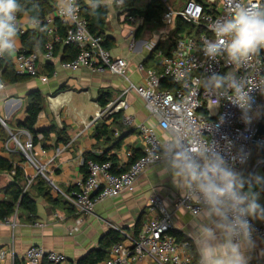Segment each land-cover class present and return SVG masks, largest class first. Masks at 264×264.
Segmentation results:
<instances>
[{"label":"crops","instance_id":"obj_1","mask_svg":"<svg viewBox=\"0 0 264 264\" xmlns=\"http://www.w3.org/2000/svg\"><path fill=\"white\" fill-rule=\"evenodd\" d=\"M108 8L106 31V38L109 41L108 50L113 57L127 60L129 64L127 78L136 85H142L146 74L138 71L137 66L143 64L146 68L160 70L159 59L156 56L151 57L153 45L159 44L163 50H166L171 39L175 38L178 33L175 28L167 29L163 24L161 27H156L145 22L143 17L140 18L139 13L131 12L130 9ZM20 17L25 25L32 20L27 12ZM130 17L138 19L132 21ZM17 40L16 50H23L21 37H17ZM36 51L41 53L38 62L39 71L46 73L52 69L57 76L51 77L48 83H42L37 78L14 81L9 75H3L6 88L0 92V117L6 123L5 130L9 137L3 140L0 136V158L12 162L15 167H20L26 179L34 174L35 170L27 162L25 156L14 150L11 138L14 134L23 142L27 139L25 133L27 130L20 127V123L27 118L30 95L40 92L46 101L34 127L38 139L34 151L42 162L52 160L48 175L57 190L46 182L50 188V196L53 199L58 198L59 203L54 205L49 199L39 195L34 187L30 188V195L36 202L34 222H42L45 226L43 228L34 227L33 222L28 220V216L18 211L15 236L16 254L21 256L29 247L40 245L47 250L65 254L68 258L65 264H77L88 254L89 250L100 247V241L111 229L118 230L125 236L123 242L126 243V237H136L143 222L150 218L146 206L153 195H159L164 200L172 213V231L182 235L184 237L182 241L189 242V249L196 254L195 245L188 235L192 231L190 228L192 216L185 208L175 207V203L182 196L180 190L174 185L171 175L162 171L163 165L161 164L146 170L138 178L133 191H125L118 197L108 198L96 204L93 212L83 217L79 231L71 233L70 230L75 226L77 217L65 195L77 190L79 182L86 178L85 170L82 168L86 153L90 152L98 156L115 155L118 162L116 168H121L122 171L126 168L125 166H128V163L124 164L127 161V153L132 154L136 159L144 153L143 141L137 129L139 124L144 123L154 127L163 141L169 137L167 133L158 128L156 120L146 110L142 97L134 91L123 95L128 87V81L124 77L109 72L93 73L86 67L77 71L65 70L61 66L66 56L63 45L57 50L55 60L51 62L44 59L43 50L37 49ZM14 55L15 52L9 55L12 66ZM103 91L110 92L114 100L121 98L123 101L119 111L114 113L118 126L112 127L115 133L111 139H98L94 133L97 122L106 120V124L110 125L114 120L112 115L98 120L94 125H88L97 113L104 109L98 102L99 94ZM21 99L26 101L25 104ZM127 119H132L133 123L126 125L125 120ZM53 126L56 127V131L44 137L43 132ZM63 128L66 129V136L69 137L67 143L58 142L57 131ZM116 140L120 142V147L113 149ZM7 143H9L10 150ZM263 157L264 153L257 148L250 162L238 170L245 175L254 172L264 176V168L258 165V161ZM86 169L88 171L87 166ZM14 174L15 170L0 173V201L6 198L3 188L13 181ZM256 191L260 192L259 202L264 205V190L257 188ZM139 220L140 224L137 226ZM260 221L255 219L257 223ZM10 240L11 230L0 226V248L8 245ZM254 241L255 247L248 253L251 257L250 264H264V237L256 238ZM102 263L104 261L100 264ZM0 264L13 263L7 259L0 261ZM16 264L22 263L17 261ZM142 264L153 263L145 259Z\"/></svg>","mask_w":264,"mask_h":264},{"label":"built area","instance_id":"obj_2","mask_svg":"<svg viewBox=\"0 0 264 264\" xmlns=\"http://www.w3.org/2000/svg\"><path fill=\"white\" fill-rule=\"evenodd\" d=\"M39 1V0H31ZM216 10V14L205 12L202 3L195 0H188L181 11H176L170 6H166V11L162 16V24L167 29H176V18L188 24H203L205 31L199 36L195 34L181 33L175 39V45L170 53L158 50L156 57L160 61L162 71L159 73L154 68H146L139 64L137 70L146 74L144 84L136 85L127 78L129 64L125 58H115L110 51L103 46V39L93 35L88 29L87 20L81 15V0L77 16L74 21H69L60 14L58 0H53V12L44 19L37 21L30 20L27 25L23 24L18 14V37L28 31L34 30L46 33L47 42L44 45L42 56L48 62L55 60V46L73 45L79 52L70 61L61 63L62 68L68 71H77L82 67L88 68L91 72L122 76L128 81V87L123 95L134 91L142 97L145 108L163 132L175 123H181L185 118L189 119L197 127H206L208 123L216 124L220 119L224 123L220 126L219 134L226 135L232 142L231 151L233 153L240 149L246 154L244 164L236 163V168H243L247 165L257 148H262L264 153V135H257V126L261 111L264 108V94L258 90H253L254 104L252 106L253 118L250 124H246L242 119V112L239 108L224 100L215 112H210L216 101L207 97L203 88L193 91V88L200 84V79L210 75L212 72L223 74L225 71H235L220 60L219 63L210 61L204 56L202 49L206 39H211V25L214 21L226 17L233 10L239 0H204ZM249 3H258L261 0H248ZM132 21L138 18L130 17ZM141 18V17H140ZM60 20L65 26L64 38L55 33V22ZM156 44L153 45L154 49ZM6 55L0 56V61L5 60ZM41 53L33 51L26 53L23 50H16L13 59V70L18 76L37 78L42 83H48L50 76L40 72L38 62ZM187 70L191 74V79H181L180 72ZM54 72L52 77H56ZM167 78L173 84V91L162 88V79ZM200 78V79H198ZM249 79L255 83L264 80V49L259 53L256 61V68L249 73ZM6 83L0 68V92L4 91ZM123 101L110 102L103 110L91 120L88 125H94L102 118H108L121 108ZM2 125L5 121L0 117ZM132 119L125 120L126 125H131ZM140 137L144 145V153L137 160L128 166L127 170L120 172L112 171V163L96 162L90 160L87 163L88 176L79 182V188L70 194L65 195L69 206L72 207L76 218L75 226L71 228V233L78 232L83 222V217L93 212L96 204L108 199L120 196L125 191H133L138 178L149 168L153 167V160L157 154V146L163 143L157 130L144 123L137 126ZM27 139L23 142L17 136H12L14 150L21 152L27 162L34 168V174L28 176L23 187V192L30 190L37 177L44 178L54 190H57L49 178V166L52 160L42 162L35 153V142L28 131H25ZM208 134L207 132L205 133ZM219 134L215 139H219ZM223 144V141H221ZM7 147L10 150L9 143ZM45 153V152H44ZM132 154L127 153V161ZM258 165L264 168V157L258 161ZM124 166V165H123ZM190 202L180 197L175 203L176 208H187ZM147 213L150 218L143 222L142 228L136 237L127 236L126 243L120 242L112 245L110 255L102 264H142L143 260H148L153 264H198V259L194 252L189 249V242L178 240L172 232V213L159 195H153L147 206ZM16 211L12 216L0 219V226L8 227L11 230V240L6 246L0 248V261L10 259L13 264L20 261L22 264H65L68 258L65 254L47 250L43 246L33 245L26 252L18 256L15 251V236L17 230ZM254 227L253 237H264V220L260 223L251 220ZM36 228L45 226L42 222H33Z\"/></svg>","mask_w":264,"mask_h":264},{"label":"clouds","instance_id":"obj_3","mask_svg":"<svg viewBox=\"0 0 264 264\" xmlns=\"http://www.w3.org/2000/svg\"><path fill=\"white\" fill-rule=\"evenodd\" d=\"M90 12L102 7H122L124 0H85ZM60 14L74 21L78 0H58ZM20 0H0V56L11 55L17 48L18 14L23 11ZM37 21L38 17H32ZM213 37L202 46L205 57L229 69L224 74L212 72L200 79L193 88H203L207 97L216 101L210 112H215L224 100L239 108L246 124L252 122L253 90L264 94V80L253 83L249 73L256 68L259 53L264 49V0L249 3L239 0L231 13L211 25ZM181 79H191L187 70ZM220 119L216 124L197 127L187 118L167 129L169 139L157 146L154 166L163 165L170 174L181 196L190 202L186 210L192 216L188 233L195 245L198 264H250L249 251L255 247L251 220H264V205L259 202L264 190V176L245 175L236 168L244 164L243 149L233 153V142L219 134ZM208 133L207 135L205 133ZM219 134V139L215 135ZM223 141V144H221Z\"/></svg>","mask_w":264,"mask_h":264},{"label":"trees","instance_id":"obj_4","mask_svg":"<svg viewBox=\"0 0 264 264\" xmlns=\"http://www.w3.org/2000/svg\"><path fill=\"white\" fill-rule=\"evenodd\" d=\"M188 1V0H187ZM203 4L205 12L216 14V10L207 4L204 0H195ZM20 3L23 7V11L19 13V16L22 15L24 12H27L31 18L38 17V19H44L47 15L51 14L54 10L53 8V0H39V1H31V0H20ZM81 15L87 20L88 29L89 31L95 35L100 36L103 39V46L108 49L109 41L106 38V31H107V19L109 15V8H100L97 13L92 14L85 3V0H81ZM166 11V5L161 0H149L143 10H139L142 17L144 18L145 22L151 23L154 26L158 27L162 25V16ZM176 32L184 31V25H187L188 30L184 31L183 33L187 34H195L199 36L201 33L205 31V27L203 24L195 25V24H188L181 20L179 17L176 18ZM55 33L59 35L61 38H64L65 35V26L62 24L60 20L55 22ZM48 35L43 32L39 31H28L24 35L21 36L22 44H23V51L26 53H30L36 51L37 49L43 50L45 43L47 42ZM175 39H171L170 45H168L166 50H163L161 46L158 44L153 49V54L151 57L156 55L158 50L164 51L165 54L170 53L172 48L175 45ZM62 43L56 44L55 46V54L57 50L60 49ZM63 50L66 52V56L64 57L65 61L73 60L79 50L73 45H63ZM0 68L2 70L3 75H9L11 79L14 81H24L26 78H30L27 76H18L14 73L13 66L11 65L9 55H6L5 60L0 61ZM160 68V65H159ZM157 70V69H156ZM159 73L162 71L157 70ZM227 72V71H225ZM224 72V73H225ZM223 73V74H224ZM50 77L53 75L52 69L46 72ZM4 78V77H3ZM162 88L173 91L175 89V84H173L169 79L164 78L162 79ZM113 96L110 92H100L98 102L102 108H105L110 102H112ZM44 101L45 98L42 96L40 92H35L30 95V100L28 103L27 108V118L23 123H20V127L26 129L32 136L34 142L38 141L37 139V132L35 131L34 127L37 122L38 116L40 112L44 108ZM114 118L113 122L108 125L106 124V120L98 121L95 127V136L98 139L105 138L111 139L115 130L112 129L113 126H118V121L116 118V114L111 116ZM56 131V127L53 126L49 130L44 131L43 135L46 137L50 132ZM0 136L3 140H6L9 136L3 125L0 122ZM58 142L67 143L69 137L66 136V129H60L57 131ZM114 148L117 149L120 147V142L116 140L114 142ZM21 153V152H20ZM22 154V153H21ZM24 158V156H23ZM139 158V157H138ZM137 158V159H138ZM136 158L131 156L128 166L133 163ZM25 160V158H24ZM89 160H94L96 162H111L112 163V171L113 172H120L121 168H116L118 166V162L115 155H96L93 153H86L84 155V163L82 168L85 170V177L88 176V171L86 169L87 162ZM128 166H125L124 170H127ZM15 170V174L13 176V181L9 183L5 188H3L6 198L0 201V219L12 216L16 211H22L28 216V220L34 222L36 219V202L35 199L30 195V192H23V184L26 182V178L24 176V172L20 167H15L14 164L6 159L0 158V173L1 172H11ZM35 188L39 195L49 199L54 205L59 203V199H53L50 196V188L47 185V182L44 178L38 177L37 181L33 184L32 188ZM67 204V203H66ZM140 220L138 221L137 226H139ZM138 232V231H137ZM173 235H175L178 240H184L182 235L179 233L172 231ZM125 236H123L118 230L111 229L100 241V247L98 249H94L89 252L85 257L80 259L77 264H100L101 262L107 260L110 255V249L112 245L116 243L123 242ZM191 250V249H190ZM192 251V250H191ZM196 258L197 257V254Z\"/></svg>","mask_w":264,"mask_h":264},{"label":"rangeland","instance_id":"obj_5","mask_svg":"<svg viewBox=\"0 0 264 264\" xmlns=\"http://www.w3.org/2000/svg\"><path fill=\"white\" fill-rule=\"evenodd\" d=\"M161 1L164 3V5L170 6L171 8L176 10L177 12L181 11L184 8V6L186 5V3H187V0H161ZM148 2H149V0H124V4H123L122 7L118 8V7H115V6H111V8H114L116 10H122L123 8L130 9L131 12L132 11L133 12H137V13H139L140 17H142V15L139 12V10H143ZM183 27H184V31L188 30L187 25H184ZM184 31H180V32H178V34H181ZM177 36L178 35H175V38ZM21 101H22L23 104H25V102H26L25 100H22V99H21ZM45 101H44V104H45ZM113 101H115V100H113ZM116 101H117V99H116ZM4 128H5V126H4Z\"/></svg>","mask_w":264,"mask_h":264},{"label":"water","instance_id":"obj_6","mask_svg":"<svg viewBox=\"0 0 264 264\" xmlns=\"http://www.w3.org/2000/svg\"><path fill=\"white\" fill-rule=\"evenodd\" d=\"M12 135L15 136L14 134H12ZM257 135H264V108L261 111L260 118L258 121ZM259 150H261V152H263L262 148H259ZM92 250H94V249L89 250V252H91Z\"/></svg>","mask_w":264,"mask_h":264}]
</instances>
